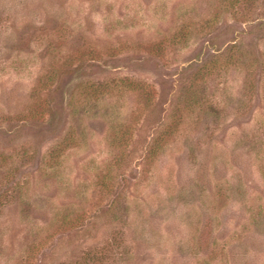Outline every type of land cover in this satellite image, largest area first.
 I'll return each mask as SVG.
<instances>
[{
    "label": "rangeland",
    "instance_id": "obj_1",
    "mask_svg": "<svg viewBox=\"0 0 264 264\" xmlns=\"http://www.w3.org/2000/svg\"><path fill=\"white\" fill-rule=\"evenodd\" d=\"M0 264H264V0H0Z\"/></svg>",
    "mask_w": 264,
    "mask_h": 264
}]
</instances>
